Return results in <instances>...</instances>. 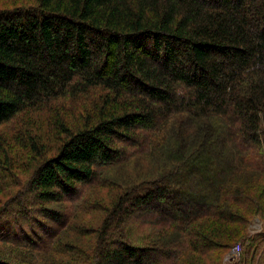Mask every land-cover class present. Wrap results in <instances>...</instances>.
<instances>
[{
	"label": "trees",
	"instance_id": "trees-1",
	"mask_svg": "<svg viewBox=\"0 0 264 264\" xmlns=\"http://www.w3.org/2000/svg\"><path fill=\"white\" fill-rule=\"evenodd\" d=\"M32 1L0 11V171L13 166L1 127L25 115L37 129L29 118L57 101L101 95L85 103L74 127L54 112L53 130L66 134L54 155L28 139L39 159L25 196L33 201L21 192L9 204L45 234L1 231L0 242L58 252V232L39 219L66 224L51 204L81 201L102 171L154 153L174 118L194 115L221 120L234 147L219 154V175L210 178L216 167L208 169L202 202L192 210L171 204L178 210L171 219L150 206L143 214L156 223L148 220L152 231L146 224L135 239L132 216L171 203L169 191L120 197L93 264H218L235 245L245 247L252 213L264 214V0ZM4 221L0 214V230ZM171 232L181 239L169 242ZM259 247L253 242L248 253L264 264ZM14 250L0 253V264H45Z\"/></svg>",
	"mask_w": 264,
	"mask_h": 264
},
{
	"label": "rangeland",
	"instance_id": "rangeland-1",
	"mask_svg": "<svg viewBox=\"0 0 264 264\" xmlns=\"http://www.w3.org/2000/svg\"><path fill=\"white\" fill-rule=\"evenodd\" d=\"M32 0H0V11L10 10L24 6H31ZM101 92L97 91L91 94L92 97H85L78 101L76 99H62L53 104L52 107L41 113L31 116L37 125V129L28 124V116L22 115L7 126L1 127L5 146L13 166L10 169L0 171V214L4 221L9 224L6 229L1 231L16 233L19 229H26L31 233L38 231L40 235L45 234V229H40L37 222L26 218L23 214H17L14 208L18 205L9 204L14 197L23 193V200L30 201V196H26L28 190V179L33 175L39 159L36 153H32L28 146V139L33 138L48 150L49 155H54L66 137L65 133L53 130L54 120L57 112L60 117L65 116L67 125L74 127L78 118L84 117L82 109L86 102L97 100ZM51 108V110H50ZM55 117V118H54ZM172 131H166L165 142L152 154H136L131 159L118 163L105 169L100 174V180L93 185L83 187V199L66 201L51 204L50 207L57 209L63 214L62 220H65L64 226H59L52 219L40 217L39 219L47 228L57 231V249L58 252H45L40 249V253L27 248H16L7 242H0V253L8 258V249L14 248V251H26L32 253L31 257L37 260H43L45 264L52 263L55 259L60 264H93L97 261L96 253L99 237L107 229L113 228V219L110 220L111 208L113 203L122 197L147 194L151 189L167 187L169 191V201L156 202L147 208H140L133 215V230L130 228L131 236L135 239L139 237L140 231H145L148 225V233L152 231L149 227V221L156 223L151 218L153 216L144 215L150 206L156 213H161L167 218H174L178 210H192L198 202H202V196L209 189L204 183V177L208 173L210 166L215 165L210 178L219 175V154L222 152L233 151L231 143H227V127L221 120L216 118L199 119L194 115H180L172 120ZM25 128L30 132L24 133ZM227 153V154H228ZM231 155V153L229 154ZM233 156V155H232ZM218 166V167H217ZM252 175L246 174V177ZM192 192V193H191ZM129 197V196H127ZM18 198V197H17ZM33 198H31V201ZM18 203V202H17ZM171 204L177 206L174 209ZM108 209V210H107ZM154 212V213H155ZM144 213V214H143ZM251 225L248 226V238L244 247L245 254L241 264H255L257 260L253 259L248 251L254 243L260 244L259 250L264 247V214L253 212ZM253 215V216H254ZM36 218H38L36 216ZM130 218V217H129ZM154 219H157L156 217ZM149 220V221H148ZM147 224V225H146ZM134 234V235H133ZM262 240H257V237ZM181 239L176 233L171 232L169 242H178ZM255 248V247H254ZM233 249V248H232ZM225 252L222 257L217 258L218 264H225L227 255L232 251ZM61 250V251H60ZM262 251V250H261ZM10 253L14 257L20 258L17 253ZM28 253V254H29ZM255 253V250L253 251ZM58 255V259L56 258ZM260 256V254H259ZM17 260V259H16ZM264 260V255L261 258ZM38 262V261H37Z\"/></svg>",
	"mask_w": 264,
	"mask_h": 264
},
{
	"label": "built area",
	"instance_id": "built-area-1",
	"mask_svg": "<svg viewBox=\"0 0 264 264\" xmlns=\"http://www.w3.org/2000/svg\"><path fill=\"white\" fill-rule=\"evenodd\" d=\"M244 247L242 243L235 245L227 255L225 264H239L243 258Z\"/></svg>",
	"mask_w": 264,
	"mask_h": 264
}]
</instances>
